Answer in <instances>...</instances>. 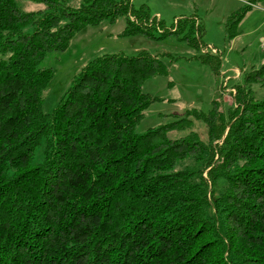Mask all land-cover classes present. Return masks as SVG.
Wrapping results in <instances>:
<instances>
[{
  "label": "trees",
  "instance_id": "1",
  "mask_svg": "<svg viewBox=\"0 0 264 264\" xmlns=\"http://www.w3.org/2000/svg\"><path fill=\"white\" fill-rule=\"evenodd\" d=\"M30 1L46 11L0 0V54H10L0 60V264H264V100L240 86L235 111L218 103L199 111L209 143L196 132L169 139L190 118L139 135L145 111L161 101L143 85L168 69L148 53L104 55L47 114L54 71L40 65L49 53L105 20L124 17V36L149 37L162 21L132 0H82L78 9L73 0ZM43 145L45 160L33 165Z\"/></svg>",
  "mask_w": 264,
  "mask_h": 264
},
{
  "label": "rangeland",
  "instance_id": "2",
  "mask_svg": "<svg viewBox=\"0 0 264 264\" xmlns=\"http://www.w3.org/2000/svg\"><path fill=\"white\" fill-rule=\"evenodd\" d=\"M15 2L25 13L46 11L43 3ZM82 3L73 0L70 6L78 9ZM132 5L135 10L144 8L152 18L158 16L162 26L155 25L153 37L124 36L127 25L124 17L113 23L105 20L75 36L65 52L49 53L40 65L54 71L43 96L45 113H53L83 69L104 55L134 57L148 53L168 69V75L152 77L143 85V93L161 101L145 111L135 130L139 135L190 118L192 127L169 131V139L178 140L196 132L203 142L209 143V128L197 120L199 111L210 113L217 103V109L225 115L235 111L238 107L235 89L240 86L246 88L249 98L264 100V0H132ZM243 13L236 25L233 18ZM199 23L201 31L197 27ZM227 27L237 37L230 39ZM34 29L29 26L24 33L33 34ZM176 29L179 32L173 33ZM9 58L10 54H0V60ZM209 60L218 61L219 69ZM250 76L251 80L247 81ZM44 160L43 145L37 148L33 165ZM191 163L189 158L181 160L176 170ZM224 184L223 180L219 181L216 195L222 193Z\"/></svg>",
  "mask_w": 264,
  "mask_h": 264
},
{
  "label": "built area",
  "instance_id": "3",
  "mask_svg": "<svg viewBox=\"0 0 264 264\" xmlns=\"http://www.w3.org/2000/svg\"><path fill=\"white\" fill-rule=\"evenodd\" d=\"M213 52H215V51L213 50Z\"/></svg>",
  "mask_w": 264,
  "mask_h": 264
},
{
  "label": "crops",
  "instance_id": "4",
  "mask_svg": "<svg viewBox=\"0 0 264 264\" xmlns=\"http://www.w3.org/2000/svg\"><path fill=\"white\" fill-rule=\"evenodd\" d=\"M158 17V16H157Z\"/></svg>",
  "mask_w": 264,
  "mask_h": 264
}]
</instances>
